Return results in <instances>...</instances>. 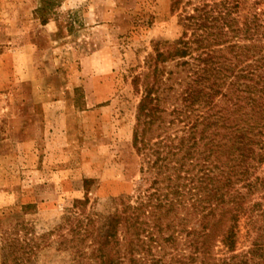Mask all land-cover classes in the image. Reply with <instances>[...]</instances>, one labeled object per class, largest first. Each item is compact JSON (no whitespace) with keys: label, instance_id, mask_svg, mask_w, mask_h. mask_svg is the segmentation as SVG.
<instances>
[{"label":"trees","instance_id":"1","mask_svg":"<svg viewBox=\"0 0 264 264\" xmlns=\"http://www.w3.org/2000/svg\"><path fill=\"white\" fill-rule=\"evenodd\" d=\"M171 10L178 37L131 79L142 177L106 213L72 206L54 228L70 264H264V0ZM241 217L255 237L236 252Z\"/></svg>","mask_w":264,"mask_h":264},{"label":"rangeland","instance_id":"2","mask_svg":"<svg viewBox=\"0 0 264 264\" xmlns=\"http://www.w3.org/2000/svg\"><path fill=\"white\" fill-rule=\"evenodd\" d=\"M172 1L0 0V264H70L67 227L54 228L72 206L88 197L106 213L133 194L131 79L157 41L178 37ZM236 235L246 251L245 217Z\"/></svg>","mask_w":264,"mask_h":264}]
</instances>
